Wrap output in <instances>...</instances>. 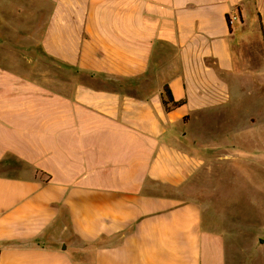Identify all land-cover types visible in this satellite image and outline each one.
<instances>
[{
	"label": "crops",
	"instance_id": "1",
	"mask_svg": "<svg viewBox=\"0 0 264 264\" xmlns=\"http://www.w3.org/2000/svg\"><path fill=\"white\" fill-rule=\"evenodd\" d=\"M246 31L264 35V0H0V264H236L192 196L231 150L187 125L226 126Z\"/></svg>",
	"mask_w": 264,
	"mask_h": 264
},
{
	"label": "rangeland",
	"instance_id": "2",
	"mask_svg": "<svg viewBox=\"0 0 264 264\" xmlns=\"http://www.w3.org/2000/svg\"><path fill=\"white\" fill-rule=\"evenodd\" d=\"M7 20L16 23L17 17ZM42 23L40 19L38 25ZM234 34L230 39L234 68L228 76V110L232 111L220 117L226 126L215 125L219 120L214 111L193 115L187 125L203 145L230 149L233 158L209 161L208 172L193 181L192 196L204 205L209 224L228 230L226 251L234 263L264 264V243L258 241L264 240V35L247 31ZM29 40L37 41V32L30 33ZM33 54L32 48L23 50L26 57ZM33 66L26 68L32 74ZM56 70V64L48 59L40 58L36 66L39 74ZM227 129L231 146L223 135L215 136Z\"/></svg>",
	"mask_w": 264,
	"mask_h": 264
},
{
	"label": "trees",
	"instance_id": "3",
	"mask_svg": "<svg viewBox=\"0 0 264 264\" xmlns=\"http://www.w3.org/2000/svg\"><path fill=\"white\" fill-rule=\"evenodd\" d=\"M238 9V7L236 8V10ZM227 17V20H228V16ZM228 26H229V30L231 32L232 30V25H230L228 23ZM162 103L165 107L166 110H170V109H173L179 105H181L182 103H184V100H179V101H176L174 100L173 98V95L169 89V87L167 85H164L163 86V89H162Z\"/></svg>",
	"mask_w": 264,
	"mask_h": 264
},
{
	"label": "built area",
	"instance_id": "4",
	"mask_svg": "<svg viewBox=\"0 0 264 264\" xmlns=\"http://www.w3.org/2000/svg\"><path fill=\"white\" fill-rule=\"evenodd\" d=\"M227 21L230 25H233V23L238 21V16H237L236 12L228 14V20Z\"/></svg>",
	"mask_w": 264,
	"mask_h": 264
},
{
	"label": "water",
	"instance_id": "5",
	"mask_svg": "<svg viewBox=\"0 0 264 264\" xmlns=\"http://www.w3.org/2000/svg\"><path fill=\"white\" fill-rule=\"evenodd\" d=\"M258 241H259V243H264V240H262V239H259Z\"/></svg>",
	"mask_w": 264,
	"mask_h": 264
}]
</instances>
